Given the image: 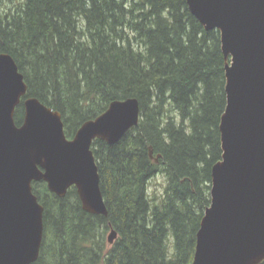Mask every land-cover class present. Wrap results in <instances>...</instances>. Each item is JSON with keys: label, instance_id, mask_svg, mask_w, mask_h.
Here are the masks:
<instances>
[{"label": "trees", "instance_id": "16d2710c", "mask_svg": "<svg viewBox=\"0 0 264 264\" xmlns=\"http://www.w3.org/2000/svg\"><path fill=\"white\" fill-rule=\"evenodd\" d=\"M0 52L15 58L27 96L61 112L68 138L115 99L141 107L118 142L92 144L107 215L85 211L76 187L60 197L33 182L44 238L32 264H192L223 158L220 29L187 0H0ZM159 173L163 191L149 192Z\"/></svg>", "mask_w": 264, "mask_h": 264}, {"label": "water", "instance_id": "95a60500", "mask_svg": "<svg viewBox=\"0 0 264 264\" xmlns=\"http://www.w3.org/2000/svg\"><path fill=\"white\" fill-rule=\"evenodd\" d=\"M187 2L206 29H220L230 58L223 158L212 168V200L192 264H254L264 256V0ZM27 93L15 58L0 52V264H32L40 256L44 206L35 181L60 197L75 186L85 211L108 214L92 144L118 142L141 114L136 97L115 99L68 138L61 112ZM116 237L111 229L109 242Z\"/></svg>", "mask_w": 264, "mask_h": 264}, {"label": "rangeland", "instance_id": "374dc122", "mask_svg": "<svg viewBox=\"0 0 264 264\" xmlns=\"http://www.w3.org/2000/svg\"><path fill=\"white\" fill-rule=\"evenodd\" d=\"M230 62V60H229ZM165 176L162 173L156 174L150 181L149 192L161 193L165 185Z\"/></svg>", "mask_w": 264, "mask_h": 264}, {"label": "flooded vegetation", "instance_id": "af4514ba", "mask_svg": "<svg viewBox=\"0 0 264 264\" xmlns=\"http://www.w3.org/2000/svg\"><path fill=\"white\" fill-rule=\"evenodd\" d=\"M72 187H75V186H72Z\"/></svg>", "mask_w": 264, "mask_h": 264}]
</instances>
